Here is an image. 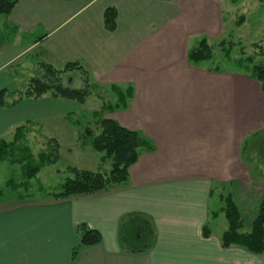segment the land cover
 Returning <instances> with one entry per match:
<instances>
[{"label": "crops", "instance_id": "crops-1", "mask_svg": "<svg viewBox=\"0 0 264 264\" xmlns=\"http://www.w3.org/2000/svg\"><path fill=\"white\" fill-rule=\"evenodd\" d=\"M188 2L19 0L0 14V141L12 142L21 125L64 121L86 104L49 94L18 100L25 57L37 52L38 70L78 62L91 84L131 90L125 107L105 117L150 144L126 184L64 199L42 181V195L19 198L6 190L0 160V264H264V255L221 243L229 227L224 197L237 205L242 232L251 231L264 199V158L251 147L264 133V90L245 74L190 63L182 20ZM110 7L115 30L104 21ZM142 218L143 229H152L144 246ZM83 223L102 240L73 260Z\"/></svg>", "mask_w": 264, "mask_h": 264}, {"label": "rangeland", "instance_id": "rangeland-1", "mask_svg": "<svg viewBox=\"0 0 264 264\" xmlns=\"http://www.w3.org/2000/svg\"><path fill=\"white\" fill-rule=\"evenodd\" d=\"M188 8L189 13L182 17L183 28L187 29V34L190 31L189 36L183 34L185 48L188 47L190 50L206 38L212 49V58L199 63H190L200 68L209 67L211 70L219 69L222 72L236 71V73L245 74L264 90L263 84L252 76L249 69L253 65L264 64V0H189ZM222 41H224L223 44ZM32 54L25 57V80L19 79L18 84L21 90L26 89L32 77L41 74L36 71L38 69L31 61ZM84 78L78 70L69 71L63 75L65 84L75 88L84 86ZM21 81H25V85H22ZM116 100L117 96L112 88L96 85L95 89H92V94L88 96L86 104L79 109L82 110L81 112L69 114L65 117L66 121L58 120L55 124L52 121L46 126H34L26 130L25 143L31 148L35 159L46 148L51 138L57 139L60 144L59 160L51 164L54 166L49 165L44 169L39 179L36 175L29 180L30 190L26 197L32 193L36 194L35 196L42 195L38 193V188L42 186L40 181L51 191H60L66 177H73V174L67 170L69 167L103 173L110 171L111 160H102L103 153L93 149L91 137L85 135V130L88 127L97 133L99 131L98 119L101 116L105 117L109 112L103 111V105L113 104ZM92 111H96L94 116ZM252 141L251 147L258 152L262 160V157L264 158V133ZM260 168L264 170L263 165ZM1 171L8 172L6 173L8 175L6 190L18 194L19 198H25L23 187L17 190L12 188L14 184L18 186L26 180L22 166L3 161ZM142 221L137 222L142 227V240L139 245L144 246L148 231L143 229Z\"/></svg>", "mask_w": 264, "mask_h": 264}, {"label": "trees", "instance_id": "trees-1", "mask_svg": "<svg viewBox=\"0 0 264 264\" xmlns=\"http://www.w3.org/2000/svg\"><path fill=\"white\" fill-rule=\"evenodd\" d=\"M18 1L0 0V14L10 13ZM104 21L109 30L116 29L117 11L115 8L110 7L105 10ZM221 43L223 44L224 41ZM188 58L193 63L212 58V49L206 38H203L197 46L190 49ZM249 69L252 76L259 80L264 88V64H256ZM73 70H78L84 75L83 87L75 88L65 84L63 75ZM38 71L41 74H36L29 80L28 86L20 93L18 100L24 97L38 99L49 94L55 98L75 100L83 104L88 96L92 94V89L96 87V85L90 83L88 71L78 62H68L61 69L42 63ZM112 91L116 94L117 101L113 104H104L103 111L113 112L116 109L125 107L128 96L132 94L131 90L124 92L115 85L112 86ZM4 92V90L0 92V105H3ZM98 125L99 131L97 133L87 127L85 135L91 137L93 149L103 153L102 160H111L110 171L103 173L101 171L69 167L67 170L73 174V177H66L60 191L50 193L54 199L93 195L107 191L115 186L126 184L129 178V169L137 162L140 149L150 148L149 141L142 137L138 131L121 125L111 117L101 116L98 119ZM26 129L25 125L17 127L15 138L12 142L0 141V160L8 161L12 164H20L23 168L25 182L18 186L14 184L12 188L17 190V188L23 187L25 197L30 190L29 180L33 179L44 166L54 164L60 158V144L57 139L51 138L46 148L35 159L31 148L25 143ZM224 200V210L229 227L221 238L222 246L227 248L236 245L247 249L251 253L264 255V199L250 232L241 231L242 217L233 198L227 195ZM140 215H134L133 218ZM128 218L131 219L132 217L129 216ZM206 228L204 229V235L208 236L209 232ZM149 229L150 232L148 231V233L151 236L152 229ZM77 231L80 241L73 248V260L82 246L97 244L102 240L101 233L85 223L78 225Z\"/></svg>", "mask_w": 264, "mask_h": 264}]
</instances>
